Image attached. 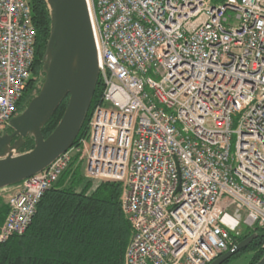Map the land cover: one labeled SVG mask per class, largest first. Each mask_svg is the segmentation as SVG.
Masks as SVG:
<instances>
[{"label":"built area","instance_id":"2783aa9c","mask_svg":"<svg viewBox=\"0 0 264 264\" xmlns=\"http://www.w3.org/2000/svg\"><path fill=\"white\" fill-rule=\"evenodd\" d=\"M102 84L87 135L5 194L24 234L72 161L121 185L124 264H211L264 230V0H85ZM28 0H0V136L32 77Z\"/></svg>","mask_w":264,"mask_h":264},{"label":"trees","instance_id":"16d2710c","mask_svg":"<svg viewBox=\"0 0 264 264\" xmlns=\"http://www.w3.org/2000/svg\"><path fill=\"white\" fill-rule=\"evenodd\" d=\"M28 1L36 30V45L31 81L17 105L18 113L38 95L44 81V58L51 24L45 0ZM210 1L215 6L226 2ZM41 76L42 83L38 87L37 81ZM102 91L98 78L89 111L73 145H76L79 138L87 135L88 121L100 101ZM67 102L68 96L42 126L44 139L59 123ZM33 147V138L27 137L20 152H28ZM121 193L119 183H96L85 178L82 164L74 159L66 174L42 197L24 234L13 236L0 244V264H124L130 225L121 209ZM7 213L8 207L0 196V226ZM251 236L254 238L247 248L231 259L245 252L252 256L249 264H256L264 256L263 229L242 230L236 238L237 244Z\"/></svg>","mask_w":264,"mask_h":264},{"label":"water","instance_id":"95a60500","mask_svg":"<svg viewBox=\"0 0 264 264\" xmlns=\"http://www.w3.org/2000/svg\"><path fill=\"white\" fill-rule=\"evenodd\" d=\"M50 11V35L44 58V81L26 108L10 120L0 136V191L41 172L70 149L89 111L98 81L97 54L85 0H45ZM66 109L46 138L41 128L60 102ZM34 147L21 153L24 139ZM19 155H15V151ZM254 236L238 243L211 264H224L247 248ZM264 264V256L256 263Z\"/></svg>","mask_w":264,"mask_h":264},{"label":"rangeland","instance_id":"374dc122","mask_svg":"<svg viewBox=\"0 0 264 264\" xmlns=\"http://www.w3.org/2000/svg\"><path fill=\"white\" fill-rule=\"evenodd\" d=\"M42 79H43V76H41L38 81H37V86L39 87L40 84L42 83ZM7 131L4 130V133H6ZM15 155H19V152L16 150L14 152ZM7 191L3 190V191H0V196L3 200V202L6 204V201H5V197H3ZM251 254L249 253H240L237 257L233 258L230 260V262H228L227 264H249L250 261H251Z\"/></svg>","mask_w":264,"mask_h":264},{"label":"flooded vegetation","instance_id":"af4514ba","mask_svg":"<svg viewBox=\"0 0 264 264\" xmlns=\"http://www.w3.org/2000/svg\"><path fill=\"white\" fill-rule=\"evenodd\" d=\"M14 117H15V116H14ZM14 117H13V118H14Z\"/></svg>","mask_w":264,"mask_h":264}]
</instances>
